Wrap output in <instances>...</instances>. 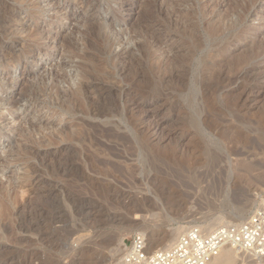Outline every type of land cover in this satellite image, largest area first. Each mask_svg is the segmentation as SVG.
<instances>
[{
  "label": "rangeland",
  "instance_id": "374dc122",
  "mask_svg": "<svg viewBox=\"0 0 264 264\" xmlns=\"http://www.w3.org/2000/svg\"><path fill=\"white\" fill-rule=\"evenodd\" d=\"M40 2L0 0V264H119L135 234L244 221L264 191V0L240 26L234 0Z\"/></svg>",
  "mask_w": 264,
  "mask_h": 264
},
{
  "label": "built area",
  "instance_id": "2783aa9c",
  "mask_svg": "<svg viewBox=\"0 0 264 264\" xmlns=\"http://www.w3.org/2000/svg\"><path fill=\"white\" fill-rule=\"evenodd\" d=\"M251 214L241 223L208 231L189 227L169 248L149 252L146 235L132 236L119 264H209L225 249L252 264H264V191L256 195Z\"/></svg>",
  "mask_w": 264,
  "mask_h": 264
},
{
  "label": "bare ground",
  "instance_id": "6f19581e",
  "mask_svg": "<svg viewBox=\"0 0 264 264\" xmlns=\"http://www.w3.org/2000/svg\"><path fill=\"white\" fill-rule=\"evenodd\" d=\"M25 3H26V5H25V11H26V13H28L31 17H33V18H39L40 19V17L41 16H43V15H45L44 13H45V10H44V7L42 6V4H41V2H40V0H33V2H32V0H23ZM97 1V0H96ZM99 1V0H98ZM234 1H238L239 3L237 4L236 3V5H238L239 7H241V9H242V12L244 13V14H241V15H239V16H237V19H236V21L235 22H233V24L232 25H238V26H240V24H242V22H243V20H244V18H245V15L247 14V12H248V10L255 4V2H257V0H234ZM82 2V1H81ZM241 2V3H240ZM43 3V2H42ZM86 3V2H85ZM234 3V2H233ZM78 4V3H77ZM98 4V3H97ZM235 4V3H234ZM88 5V4H87ZM129 5V4H128ZM179 5V4H178ZM207 5V4H206ZM46 6V5H45ZM100 6V5H99ZM85 7H87V6H85ZM90 7H92V6H90ZM89 7V8H90ZM153 7V6H152ZM159 7V6H158ZM236 6H233V8H235ZM238 7V8H239ZM88 9V8H87ZM87 9H84V10H86L87 11ZM231 10H234V9H232V7H231ZM85 11V12H86ZM179 11V10H178ZM251 11V10H250ZM249 11V12H250ZM47 12V11H46ZM55 12V11H54ZM230 12V11H229ZM172 13V12H171ZM229 14V13H228ZM54 15V14H53ZM228 16V15H227ZM58 17L59 16H57V15H55L53 18H52V20H54L55 21V19H56V21L58 20ZM51 18V17H50ZM60 18V17H59ZM62 18V17H61ZM224 18V17H223ZM234 18V17H233ZM247 18V17H246ZM245 18V19H246ZM43 19V18H42ZM48 19V18H47ZM221 19V18H220ZM60 20V19H59ZM224 20V19H223ZM231 20V19H230ZM229 20V21H230ZM234 20V19H233ZM221 21H222V19H221ZM228 21V22H229ZM45 22H47V21H45ZM51 22V21H50ZM49 22V23H50ZM59 22V21H58ZM212 22V21H211ZM215 22V21H214ZM224 22V25H226L227 23L225 22V20L223 21ZM56 23V22H55ZM94 23V22H93ZM220 22L218 21V24H219ZM46 24V23H45ZM88 24V23H87ZM86 24V25H87ZM91 23H89V25H90ZM48 25V24H47ZM224 25H223V27H224ZM88 26V25H87ZM92 26L93 25H91V28H92ZM215 26H217V25H215ZM214 26V28H215V30H216V27ZM213 27V26H212ZM220 27H221V24H220ZM51 28V27H50ZM40 29V28H39ZM49 29V28H48ZM146 29V28H145ZM43 31V30H42ZM52 32V31H51ZM92 32V31H91ZM42 33V32H41ZM46 34V33H45ZM44 34V35H45ZM49 35H50V33L49 34H47V35H45L44 37H45V39L46 38H48L49 37ZM56 35V34H55ZM58 35H59V33H58ZM32 36L36 39V42H38L41 38H43V37H40V33H39V31L37 30V27H36V25H34V31H33V33H32ZM62 36V35H61ZM52 37V36H51ZM50 37V38H51ZM54 38V37H53ZM82 38V37H81ZM44 40V39H43ZM49 40V39H48ZM83 40H84V37H83ZM82 40V41H83ZM90 40V39H89ZM42 41V40H41ZM69 40H66V39H62V42L63 43H68V45H69V42H68ZM71 42H73V41H71ZM70 42V43H71ZM74 43V42H73ZM84 44H85V42H84ZM41 45V44H40ZM62 46V45H61ZM65 46H67V44L65 45ZM64 46V47H65ZM69 46H71V45H69ZM85 46V45H84ZM90 46V45H89ZM63 47V46H62ZM63 47V48H64ZM88 47V46H87ZM87 47H86V49H87ZM108 47V46H107ZM62 48V49H63ZM68 48V47H67ZM109 48V47H108ZM72 49V48H71ZM64 50H66V48H64ZM126 50V49H125ZM72 51H73V49H72ZM66 52H68V54H69V51H67L66 50ZM125 52V51H124ZM65 53V52H64ZM70 53H74V51L73 52H71V50H70ZM116 54V53H115ZM123 54V53H122ZM128 54V53H127ZM72 56V55H71ZM74 56V55H73ZM72 56V57H73ZM76 56V55H75ZM124 56V55H123ZM70 57V56H69ZM71 57V58H72ZM116 57H122V56H120L119 55V53H118V56H116ZM115 57V58H116ZM74 58V57H73ZM120 59V58H119ZM13 63V62H12ZM11 63V64H12ZM10 64V65H11ZM13 65V64H12ZM12 65H11V67H12ZM83 66V65H82ZM80 67V66H79ZM84 67V66H83ZM13 68H14V66H13ZM85 74V73H84ZM55 75V74H54ZM59 75V74H58ZM84 76V75H83ZM61 77V76H60ZM85 77V80L87 79V77H86V75L84 76ZM56 78V77H55ZM58 78V77H57ZM62 78V77H61ZM60 78V79H61ZM26 79V78H25ZM63 79V78H62ZM53 80H54V78H53ZM56 80H58V79H56ZM85 80H84V82L83 81H81L78 85H77V89L76 90H74V92H68V94L66 93V94H62V96H61V94H59V91H58V87L57 86H55L54 87V89L56 90H54L55 92H53V93H51L50 95H49V99H56V98H60V96L62 97V99H64L65 101L64 102H68V101H71L72 100V98L74 99V101L76 100L74 97H73V94L75 95V97L76 96H78L80 93H82L83 92V90H85V89H87V87H88V85H87V83L85 82ZM26 81V80H25ZM55 81V80H54ZM45 82V81H44ZM55 83V82H54ZM58 84H59V82H57ZM61 83V82H60ZM24 84V83H23ZM41 84V83H40ZM53 85V84H52ZM90 85V84H89ZM38 86H40V85H38ZM3 87V86H2ZM24 87H25V85H24ZM90 87V86H89ZM43 88H45V86L43 87ZM43 88L41 89V86H40V90L38 89V91H37V93L34 95V93H33V95L34 96H37V95H39V94H44V95H48V94H46V93H44L45 91L43 90ZM61 88V87H60ZM71 88V87H70ZM35 89V88H34ZM37 89V88H36ZM53 89V88H52ZM73 89V88H72ZM71 89V90H72ZM61 90V89H60ZM1 91V90H0ZM51 91H53V90H51ZM62 91H65V90H62ZM68 91V90H67ZM73 91V90H72ZM76 91V92H75ZM35 92V91H34ZM81 95V94H80ZM46 98V97H45ZM53 101V100H52ZM58 101V100H57ZM62 102H63V100H62ZM75 102H77V101H75ZM61 107V106H60ZM58 109V111H62V109L61 108H57ZM88 116H89V114H88ZM92 116V115H91ZM87 117V116H86ZM87 118H90V116L89 117H87ZM84 119V118H83ZM86 120V119H85ZM89 126L87 125L86 126V128H87V130L89 129V130H92L90 127L88 128ZM97 127V126H96ZM99 127V126H98ZM95 129V128H94ZM100 129V128H99ZM87 130L86 129H84L83 131H81V133H80V136H79V138L81 139V137L82 136H87V134L89 135V133H87ZM98 130V129H97ZM95 132H97V131H95ZM103 133H104V135L105 134H109V135H111V136H115V134H116V132H114V130H103L102 131ZM99 133V132H98ZM97 133V135H99ZM93 134V133H92ZM90 135V137L92 138L93 137V135ZM96 136V135H95ZM100 136V135H99ZM118 136V135H117ZM106 137V136H105ZM102 138V137H101ZM82 139H85V137H82ZM94 141V140H93ZM96 142H97V140H96ZM93 143V142H92ZM94 144V143H93ZM94 145H98V144H94ZM99 146V145H98ZM101 146H103V145H101ZM245 209V208H244ZM241 211H243L242 209H241ZM234 217V216H233ZM236 217V216H235ZM238 218V217H237ZM234 221V220H233ZM219 222L220 223H222L223 222V220H219ZM216 223L214 224V223H210L208 226H207V228H205V229H210V230H214L215 229V227H216ZM227 225H230V222H227L226 223V226ZM188 228H185V227H183V226H179L178 228H176V229H174V231H172V233L171 234H169L168 236H166V237H161V240L159 239V237L157 238V237H155L154 235L153 236H151V239H150V237L148 238V236H147V239H148V246H149V252H151L152 253V250H151V247H150V244L152 243L151 241H154L155 242V244L157 245V247H156V250H163V249H166V247L167 248H169L170 246H172L182 235H183V233L187 230ZM217 229V228H216ZM180 233V235L178 236V238H176V240H175V238L174 237H176L178 234ZM152 237H153V239H152ZM171 238L173 239L174 238V240H171ZM169 239V240H168ZM160 240V241H159ZM169 241L171 242H173L172 244H170V245H167V243H169ZM108 243V242H107ZM161 244L162 245H164V246H162L161 247ZM166 244V245H165ZM111 245V244H110ZM160 246V247H159ZM91 248V247H90ZM241 263V264H246V261H240V258L237 256V254L235 253V252H233L231 249H225L223 252H222V254L218 257V258H216V259H214V260H212L209 264H240L239 262ZM238 262V263H237ZM248 264V263H247Z\"/></svg>",
  "mask_w": 264,
  "mask_h": 264
}]
</instances>
